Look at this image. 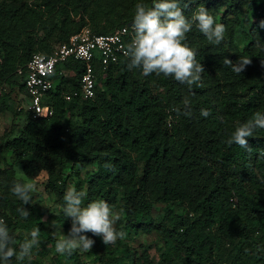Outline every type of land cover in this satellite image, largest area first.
I'll return each instance as SVG.
<instances>
[{
	"label": "trees",
	"instance_id": "trees-1",
	"mask_svg": "<svg viewBox=\"0 0 264 264\" xmlns=\"http://www.w3.org/2000/svg\"><path fill=\"white\" fill-rule=\"evenodd\" d=\"M197 1L184 0L185 15L190 17L203 5ZM137 2L0 0V86L17 87L25 96L16 71L33 54L50 55L86 26L95 34H109L132 23ZM251 8L258 18L242 30L239 54L220 50L213 55L219 45H204L207 39L195 24L187 34L186 43L205 71L200 86L190 88L163 75L144 76L138 68L130 71L125 57L104 71L95 67L94 96L82 99L72 95L79 86L81 63L68 61L56 67L52 86L42 99L51 115L28 114L16 135L12 128L2 135L0 153L13 154L27 179L45 172L46 188L58 197L64 189L65 169L93 164L95 169L86 179L88 199L111 200L114 185L128 187L130 198L144 195L147 201H134L126 209V225L158 229L183 264H264V130L248 138L250 151L226 143L237 122L264 112V81H246L223 64L224 58L233 63L239 57L264 61V52L256 46L257 41L264 44L260 26L264 0H252ZM24 24H40L39 37L13 34ZM216 64L228 80L219 78ZM61 71L71 73L69 81ZM65 95H70L68 101ZM189 107L197 112L196 119ZM201 109L210 115L201 116ZM1 175L5 182L0 185V219L13 236L17 228L29 227L30 217L20 218L16 209L23 207L22 201L10 190L20 179L11 169ZM152 204L178 205L183 212L172 220H151ZM24 208L28 210V204ZM156 264L174 263L162 253Z\"/></svg>",
	"mask_w": 264,
	"mask_h": 264
},
{
	"label": "rangeland",
	"instance_id": "rangeland-1",
	"mask_svg": "<svg viewBox=\"0 0 264 264\" xmlns=\"http://www.w3.org/2000/svg\"><path fill=\"white\" fill-rule=\"evenodd\" d=\"M251 1H197V4L204 5L217 23L225 25L224 40L211 51L213 55L219 54L218 51L220 50L227 51L230 54H239L242 51V42L244 41L242 30H246L258 18V12L251 8ZM28 2L39 3V0H28ZM39 27L40 24H24L19 28L13 29V34L22 35L23 33H28L33 37H39ZM84 28L90 29L89 26ZM206 44L211 43L205 40L204 45ZM217 64L215 65V71L219 78L228 80L229 77L226 74L218 71ZM62 75L64 79L69 81L71 73L64 71ZM203 75H205V71L201 79L204 84ZM239 76L246 79V81L255 79L263 82L264 64L252 61ZM14 81L18 82V79L15 78ZM5 94H7V97L2 96ZM1 96L0 139L10 128H12L13 134L16 135L29 114L26 110L27 101L25 96L22 92L18 91L17 87L9 89L6 86H0ZM3 107L6 108L4 109ZM189 111L193 112V118L196 119L198 117L197 112L191 107H189ZM15 113L18 114L14 115ZM71 120L73 122L77 121L75 115L71 117ZM200 129L203 130V127ZM26 160H30V158ZM17 162L15 156L10 152L0 153V185L5 182L1 173L11 169L16 179L23 180L24 182L31 180V182L36 184L37 190L32 193L31 203L28 204V211L30 212L29 227L27 229L17 228L13 234V238L18 245L19 242L28 236L32 229L38 227L40 230V242L37 247L33 248L30 258H26L23 262H17L13 258L14 264H156L159 261V255L162 253H167L174 264H183L178 260V251L174 249L173 244L168 238L160 234L158 229L152 226H141L138 229H130L126 225V209L129 208L130 203L134 201L142 203L147 200L144 195L137 197L134 195V198H130L128 196L129 188L117 185L111 187L109 193L111 200H107V202L114 210L120 212V220L116 224V228L118 231L122 230L126 233L125 238L118 240L115 245H104L102 237L85 233L84 235L95 241L90 252L77 250L71 258H68L67 255H61L55 249L56 239H59L60 231L62 234L67 235L71 226V219L66 218L62 212L63 196L70 187H74L78 191L86 193L84 198L85 204L91 202L87 195L88 184L86 179L94 171L95 166L89 164L84 168L73 166L70 169H65L62 177L64 189L61 196L58 197V195L46 188L47 176L45 172L40 171L34 178L27 179L20 175V166L17 165ZM182 212V207L178 205L152 204L148 211V216L151 220L159 217L172 220L175 216L182 214ZM53 233H55V237Z\"/></svg>",
	"mask_w": 264,
	"mask_h": 264
},
{
	"label": "clouds",
	"instance_id": "clouds-1",
	"mask_svg": "<svg viewBox=\"0 0 264 264\" xmlns=\"http://www.w3.org/2000/svg\"><path fill=\"white\" fill-rule=\"evenodd\" d=\"M188 2L191 3L192 0ZM182 4L187 7L184 0H151L150 3L138 0L134 6L131 24L133 35L124 46L128 70L138 68L144 76L163 75L190 88L193 85L200 86L204 68L197 59V53L186 43L187 34L195 24L209 43L219 45L224 40L226 29L224 24L216 22L203 5L195 8L189 17L184 14ZM260 26L264 27V21H261ZM256 46L264 51V44L257 41ZM251 63L252 58L248 57H239L235 63L227 58L223 59V64L237 75L245 71L246 66ZM200 114L208 117L210 112L201 109ZM258 129L264 130V112L260 111H256L245 122H237L226 143L250 151L248 138ZM20 175L27 177L22 171ZM10 190L23 204V207L16 209L18 215L27 220L30 212L24 205L31 203L32 193L37 190L36 184L31 180H17L13 182ZM85 195V192L70 187L63 196L62 212L66 218L71 219V226L67 235L60 231L59 239H56L55 249L61 255L72 256L77 250L90 252L95 241L84 235L85 233L102 237L104 245H115L126 236L124 231L116 228L120 212L103 199L85 204ZM53 236L55 237V233ZM39 242L40 230L37 227L17 245L6 222L0 219V264H12L13 258L17 262H23L31 257L33 248Z\"/></svg>",
	"mask_w": 264,
	"mask_h": 264
},
{
	"label": "built area",
	"instance_id": "built-area-1",
	"mask_svg": "<svg viewBox=\"0 0 264 264\" xmlns=\"http://www.w3.org/2000/svg\"><path fill=\"white\" fill-rule=\"evenodd\" d=\"M132 23L119 27L109 34H95L88 28H82L70 35L67 42L57 47L50 55L33 54L23 68L17 69L21 76L27 101L26 110L31 118L48 117L51 110L42 103L45 93L52 86V76L56 67L68 61H76L82 65L77 91L72 95L82 99L94 96L96 74L94 68L104 71L107 66L125 58L124 46L130 41L133 31ZM59 72V74H61ZM65 100L70 95H65Z\"/></svg>",
	"mask_w": 264,
	"mask_h": 264
}]
</instances>
